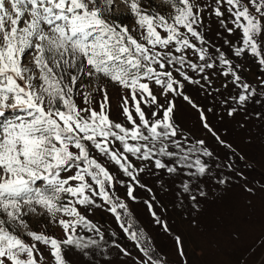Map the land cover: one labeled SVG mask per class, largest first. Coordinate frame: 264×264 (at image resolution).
<instances>
[{"label":"snow or ice","instance_id":"snow-or-ice-1","mask_svg":"<svg viewBox=\"0 0 264 264\" xmlns=\"http://www.w3.org/2000/svg\"><path fill=\"white\" fill-rule=\"evenodd\" d=\"M163 2L164 11L152 0H0V264H117L120 256L168 264L126 202L138 200L137 187L153 193L144 175L165 192L178 184L175 195L192 210L229 190L234 177L248 196L264 193V177L253 184L233 161L218 163L216 150L190 136L176 115L182 98L228 150L225 159L245 156L231 130L221 136L212 123L217 107L242 140L264 146V0ZM212 23L223 30L215 33L219 46L207 38ZM242 57L259 66L254 83L241 76L242 63H233ZM219 77L228 80L212 93ZM186 84L216 104L201 107ZM109 88L121 93L120 122L110 118ZM143 203L169 232L155 195ZM105 206L139 256L88 218ZM37 215L62 237L31 230L29 217ZM175 243L183 256V240L176 236Z\"/></svg>","mask_w":264,"mask_h":264},{"label":"rangeland","instance_id":"rangeland-1","mask_svg":"<svg viewBox=\"0 0 264 264\" xmlns=\"http://www.w3.org/2000/svg\"><path fill=\"white\" fill-rule=\"evenodd\" d=\"M119 4V0H117ZM154 6H158V10L164 11L166 6L163 0H152ZM118 12H125L123 5L117 9ZM122 22L131 26V21L126 17H122ZM208 37L215 42L217 46L221 44V39L215 36L216 31H223L215 23L208 25ZM237 43L239 41H236ZM227 47V46H225ZM233 63H242L243 67L240 72L241 76L249 82H255L262 75L259 66L252 57H242L239 60H233ZM198 78V76H194ZM228 80L226 77L214 79V87L210 90L215 92L223 82ZM224 91L223 88L220 89ZM235 91L234 89L232 90ZM186 94L192 96L201 107H211L216 104V100L212 95H206L200 91L197 85L186 84ZM227 95V93H225ZM110 96V118L120 122L123 120L118 105L121 102V93L117 89L109 88ZM99 100L100 97L96 96ZM77 103L83 107V102L77 98ZM177 105V123L182 124L185 130H191L190 136L194 138H204L206 143L215 149L219 155L218 163H226L233 161L238 169L243 168L247 174V178L256 184L264 177V146L260 143L249 145L238 135V129L234 125L221 121L219 114L221 109L217 107L216 118L212 123L220 129V135H228L231 130V137L234 147H237L238 155H244V160L232 157L229 153L225 159L226 149L219 146L214 139L202 128L198 123V114L192 109L182 98L176 99ZM97 110L98 105H96ZM210 116L212 114H209ZM134 159V158H133ZM107 164L113 173H117V167L107 160H102ZM252 164L251 168L245 167ZM225 171H227L225 169ZM123 179L128 180L126 176L119 173ZM154 177L144 175L142 182H147L152 187L153 193H148L144 189L136 188L138 200L136 202L127 201L133 215L140 221L143 228L147 231L152 239L157 254L172 264H264V193L257 192L254 196H248L239 187L241 180L233 178V186L225 192H217L209 197L206 203H202L200 208L192 210L187 202L183 204L175 195L178 184L168 186L165 192L160 186L154 183ZM168 178L165 177V180ZM126 189L120 185L116 186V194L125 198ZM155 195L157 200L156 212L168 224L169 232L157 225L153 217L149 214L146 205L143 203L146 199H151ZM100 203L99 198H97ZM88 218L97 224L102 230L107 229L109 232H116V239L124 245L133 257L140 255L134 243L130 241L116 223L115 217L107 211V207L96 209L88 214ZM31 230L37 232H45L47 235H55L61 238L62 230L49 222L46 216L29 217ZM179 236L183 240L184 255L180 256L177 251L175 237ZM45 256L48 252L43 246ZM115 258L116 254H111ZM120 261H126L132 264L129 257L120 256L117 258V264Z\"/></svg>","mask_w":264,"mask_h":264},{"label":"trees","instance_id":"trees-1","mask_svg":"<svg viewBox=\"0 0 264 264\" xmlns=\"http://www.w3.org/2000/svg\"><path fill=\"white\" fill-rule=\"evenodd\" d=\"M132 214H133V213H132ZM133 217H134V219H135V221H136V223H137V226L143 228V226H142V224L140 223V221H139L134 215H133ZM143 230L145 231L146 236L150 238V240H149L148 242L151 244L153 250L156 252L154 246L152 245V239H151L150 235L147 233V231H146L144 228H143ZM156 253H157V252H156ZM168 264H172V263H169V262H168Z\"/></svg>","mask_w":264,"mask_h":264}]
</instances>
